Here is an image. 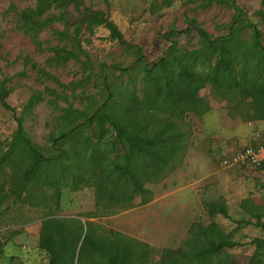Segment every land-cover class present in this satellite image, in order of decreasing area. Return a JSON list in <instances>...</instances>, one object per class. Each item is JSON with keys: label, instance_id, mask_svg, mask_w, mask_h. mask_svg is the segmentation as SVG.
I'll return each mask as SVG.
<instances>
[{"label": "rangeland", "instance_id": "374dc122", "mask_svg": "<svg viewBox=\"0 0 264 264\" xmlns=\"http://www.w3.org/2000/svg\"><path fill=\"white\" fill-rule=\"evenodd\" d=\"M82 1L83 9L91 13L104 12L119 27L124 40L136 49L129 51L126 46L113 41L103 26L91 33L86 24H79L83 28L79 38L84 53L79 54L80 60L56 66L51 62L54 56L51 49L65 45L69 49L72 47L68 38L62 41L53 33L64 27L53 24L41 33L40 39L46 42L45 50L41 52L32 38L17 27L18 14L34 7L36 0H0V83L6 81V87L10 89L8 105L18 117L25 116L24 127L32 142L48 155L56 154L49 135L60 133L62 112L48 103L54 98L48 94L44 102L27 114L25 106L34 94L48 87L66 96L68 102L64 98L57 99L58 107L65 108L72 103L75 108L86 109L88 113L102 104L110 91L114 92V99H122L125 103L133 94L137 101L145 100V65L151 68L165 57L172 41L177 43L180 53L200 49L199 28L218 38L228 33L231 23L239 15L218 4L201 8V0ZM11 5L16 9L11 10ZM237 5L242 18L262 32L264 47V18L259 14L264 12V0H238ZM58 13L53 9L47 17ZM65 14L72 23L79 20V13L72 6ZM242 26L238 35L250 40L252 27L246 23ZM73 29L71 27L70 31ZM138 50L142 52L141 59ZM118 65L128 72L111 69ZM104 66L108 72L106 84L101 76ZM45 73L65 85L82 84L75 90H64ZM199 95L210 106L207 113H186L182 118L154 113V121L144 123L152 137L159 136L164 130L170 139L175 135L179 139L174 140L177 143L173 159L158 175L144 181L151 194L137 196L129 208L122 209L121 206L109 214L97 210L93 187L78 192L63 191L57 207L52 198L53 190L39 182H34L27 203L16 202L13 197L7 199L0 214V264H48L49 256L39 248V236L42 221L49 216H79L84 224L93 225L94 237L121 233L146 243L151 247L147 264H161L163 250L186 249V242L192 238L193 224L208 226L216 222L239 243L225 252L237 264H249L256 251L253 241L264 239V226H256L257 220L242 208V203L250 199L264 216V170L224 167L221 160L245 147L264 145V121L246 120L249 107L245 104L234 110V103L240 101L238 97L225 100L215 96L210 86ZM15 113L0 101V145L4 149L18 128ZM97 131L96 126L85 130L89 135ZM108 139H114L113 133ZM145 198L147 204H143ZM39 200L43 202L41 206L31 204ZM210 203L226 204L229 218L211 217L206 207ZM244 220H250L252 225H246ZM261 223L264 225V218Z\"/></svg>", "mask_w": 264, "mask_h": 264}, {"label": "trees", "instance_id": "16d2710c", "mask_svg": "<svg viewBox=\"0 0 264 264\" xmlns=\"http://www.w3.org/2000/svg\"><path fill=\"white\" fill-rule=\"evenodd\" d=\"M237 1L201 0V8L218 4L239 15L231 23L228 33L218 38H213L199 28L200 49L180 53L177 43L172 41L165 57L151 68L145 65V100L137 101L133 94L125 103L122 99H114L115 94L110 91L103 103L88 113L86 109L75 108L72 103L65 108L58 107L57 99L68 100L64 93L60 94L48 87L34 94L25 106L27 114L44 102L48 94L54 96L48 103L62 112L60 133L49 135L51 148L56 154L48 155L42 147L32 142L24 127L25 116L18 117L8 105L6 100L10 89L6 87V81L1 82L0 101L6 109L15 113L18 128L7 149L0 145V214L1 206L11 197L16 202L27 203L34 182L46 183L53 190L52 198L57 207L63 191L69 189L78 192L93 187L97 210L106 211L105 214L115 213L116 208L121 206L122 209L129 208L139 195L149 196L151 191L145 188L144 181H150L154 175H158L162 167L173 159L177 143L174 140L179 137L175 135L170 139L164 130L159 134L160 137H152L144 123H152L154 113L166 115L167 118H182L186 113H207L210 106L199 94L208 86L215 96L225 100L240 98L233 108L238 110L241 104L248 106L246 120L264 121L262 32L242 18ZM83 4L82 0H36L34 7H28L18 14L17 27L30 36L39 51L43 52L46 42L40 39L41 33L53 24L62 25L63 30L53 33L62 41L68 38L72 47L69 49L65 45L51 49L54 52L51 62L56 66L80 60L79 54L84 53L79 38L83 30L80 25L86 24V29L91 33L103 26L110 32L113 41L126 46L129 51L136 49L124 40L119 27L104 12L91 13L82 8ZM71 6L79 13V20L74 23L65 14ZM10 9L15 10L16 7L11 5ZM53 9L59 13L47 17ZM259 14L264 18L263 11ZM243 23L252 27L250 40L238 35ZM71 27L74 28L72 32ZM138 58H142L140 50ZM106 68L104 66L101 71L105 84L108 83ZM111 69L128 72V69L119 65ZM48 78L64 90H75L82 84L65 85L54 76L49 75ZM143 115L149 120L144 119ZM92 126H96L98 131L89 135L85 130ZM110 133L114 135L113 140L108 139ZM226 156L222 158L221 164ZM258 169L264 170V165ZM42 203L39 200L31 204L41 206ZM147 203L148 199L145 198L143 204ZM206 207L211 217L222 215L229 218L226 204L210 203ZM242 208L257 220V227L264 226L261 223L264 216L250 199L243 201ZM243 222L252 225L250 220ZM92 226L84 224L79 216H49L44 219L39 248L49 256L48 264H147L151 251L148 244L121 233L94 237ZM191 234L186 249L163 250L161 264H237L225 250L239 243L218 223L213 222L208 226L193 224ZM253 244L256 251L249 264H264V239H255Z\"/></svg>", "mask_w": 264, "mask_h": 264}, {"label": "built area", "instance_id": "2783aa9c", "mask_svg": "<svg viewBox=\"0 0 264 264\" xmlns=\"http://www.w3.org/2000/svg\"><path fill=\"white\" fill-rule=\"evenodd\" d=\"M224 167H239L258 169L264 165V145L258 147H245L223 159Z\"/></svg>", "mask_w": 264, "mask_h": 264}]
</instances>
